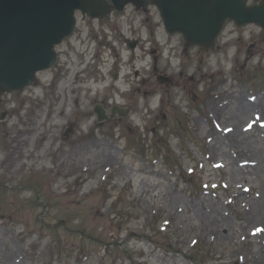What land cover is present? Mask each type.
Wrapping results in <instances>:
<instances>
[{
    "label": "rangeland",
    "instance_id": "obj_1",
    "mask_svg": "<svg viewBox=\"0 0 264 264\" xmlns=\"http://www.w3.org/2000/svg\"><path fill=\"white\" fill-rule=\"evenodd\" d=\"M77 28L37 132L0 118V264H264V30L186 49L133 4Z\"/></svg>",
    "mask_w": 264,
    "mask_h": 264
},
{
    "label": "water",
    "instance_id": "obj_2",
    "mask_svg": "<svg viewBox=\"0 0 264 264\" xmlns=\"http://www.w3.org/2000/svg\"><path fill=\"white\" fill-rule=\"evenodd\" d=\"M128 4L145 10L155 4L166 30L181 33L187 49L215 46L227 21L264 30V0H0V90H21L54 64L55 46L72 33L77 11L104 17ZM94 110L98 121L115 116L101 104Z\"/></svg>",
    "mask_w": 264,
    "mask_h": 264
},
{
    "label": "flooded vegetation",
    "instance_id": "obj_3",
    "mask_svg": "<svg viewBox=\"0 0 264 264\" xmlns=\"http://www.w3.org/2000/svg\"><path fill=\"white\" fill-rule=\"evenodd\" d=\"M77 28L73 30L72 35H77L79 39H81V31ZM63 40L62 43H64ZM61 43V44H62ZM60 44V45H61ZM62 53V52H61ZM59 67V68H57ZM52 69H58L59 73L53 79V83H49L48 81V73ZM66 67L61 63L60 53L57 51V59L55 64L47 70L42 71V78H37L35 82L31 86L25 87L23 90H15V91H2L0 90V109L2 112L0 113V118H4L6 122H12V130L16 133H19V138H23L25 135H31L37 132L38 127V117L44 103H47V96L46 100L43 101L38 95L39 88H45L49 91L51 90L50 94V101L52 102L51 106L53 107L58 101V94L57 91L59 89L58 83L64 78L66 75ZM51 84V86H50ZM50 87V88H49ZM28 89V90H27ZM70 92L75 95V92H78L75 87L71 86L69 88ZM75 97L79 98L80 95L77 93ZM11 134V133H10ZM23 141L22 139H20ZM24 142V141H23ZM11 150L14 151L12 156L13 158L18 157V153L21 154L19 146L11 144ZM22 157V154H21Z\"/></svg>",
    "mask_w": 264,
    "mask_h": 264
},
{
    "label": "bare ground",
    "instance_id": "obj_4",
    "mask_svg": "<svg viewBox=\"0 0 264 264\" xmlns=\"http://www.w3.org/2000/svg\"><path fill=\"white\" fill-rule=\"evenodd\" d=\"M251 106H252V104L251 103H243L242 104V107H241V111H242V113H244V112H247L248 110H250V108H251ZM233 139H234V136H233ZM261 164H262V166H263V168H264V157H261V162H260ZM260 211V210H259ZM264 212V208L263 207H261V211H260V213L262 214Z\"/></svg>",
    "mask_w": 264,
    "mask_h": 264
}]
</instances>
